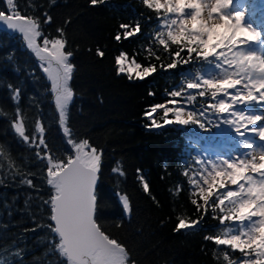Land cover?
Instances as JSON below:
<instances>
[{"label": "trees", "instance_id": "obj_1", "mask_svg": "<svg viewBox=\"0 0 264 264\" xmlns=\"http://www.w3.org/2000/svg\"><path fill=\"white\" fill-rule=\"evenodd\" d=\"M13 5L25 17L37 19L44 36L64 39L66 50L74 53L69 134L76 142L89 140L102 156L95 219L105 234L125 247L129 261L229 264L241 260L246 248L241 252L205 239L230 238L234 221L221 224V217L234 214L227 211L231 207L227 202L224 212L214 208L222 189L209 198L211 204L198 194L197 185L207 188L200 179L204 164L194 147L199 133L167 124L162 108L147 115L153 106H174V100L184 102L198 119H203L201 109H211L210 90L202 98L198 93L203 86L192 90L186 86L188 78L209 65L194 53L190 58L182 45L159 44L160 38L167 40L166 29L159 27L166 12L149 9L144 0H98L96 5L91 0H13ZM5 9V0H0V11ZM121 25L134 31L133 36L123 38ZM98 49L105 52L103 57L97 55ZM121 52L140 65L141 73L145 67L154 71L144 79L135 73L131 79L126 72L118 75L115 58ZM172 91L183 95L173 98ZM153 118L161 127L154 126ZM173 118L168 113L167 119ZM18 122L30 137L47 140L45 157L51 155L57 162L74 155L38 58L20 34L0 29V264H57L53 244L58 238L49 231L53 222L43 204L50 196L47 160L41 161L37 149L15 132L13 125ZM38 122L43 137L37 132ZM193 178L197 185L189 183ZM28 179L35 188L23 183ZM121 195L130 198V213L124 212ZM180 219L189 227L177 230ZM60 264H66V258Z\"/></svg>", "mask_w": 264, "mask_h": 264}, {"label": "snow or ice", "instance_id": "obj_2", "mask_svg": "<svg viewBox=\"0 0 264 264\" xmlns=\"http://www.w3.org/2000/svg\"><path fill=\"white\" fill-rule=\"evenodd\" d=\"M97 3L98 0H91L92 5ZM144 3L149 9H163L176 17L172 18L170 23L168 18H165V26L170 30L167 32V40L159 39L160 45L168 48V41H171L173 45H182L190 58L194 53L197 59H202L210 67L214 65L215 70L219 72V75L210 78H203L198 74L195 78H188L186 85L190 90L200 89L203 85L204 90L198 93L202 98L206 97L209 90L211 91V97L216 102L209 104L208 107L221 116L216 126L228 125L239 137H245L246 133H251L258 136L260 141H264V124L260 123L264 121V116L249 114L239 109L234 110V105L239 104H243L245 108L253 104L264 106V55L245 50L247 45L258 42L262 33L246 20L241 10H233V0H216V6L208 11L207 19H204L206 0H164V3L160 0H144ZM7 4L12 6L13 0H7ZM11 12L12 15H5L0 11V22L21 33L27 48L35 53L42 66L46 65L43 66V72L47 74V79L51 81V90L55 93V107L59 111L60 126L63 127L65 134H69L65 121L69 103L73 100V90L69 86V81L74 74V66L70 62L74 53L66 50L64 39H51L44 36L37 19L25 17L16 8H11ZM216 20H220L221 24L212 23ZM189 21L192 22L191 27L188 26ZM50 22L51 17H48L46 23ZM172 26H178V31L171 30ZM121 28L124 29L123 38L133 36L134 31L127 30V26L121 25ZM41 37H43V46L38 43ZM115 39L120 41L122 37L117 34ZM97 55L103 57L105 52L98 49ZM115 64L118 75L126 72L125 53L121 52L115 58ZM174 66L169 65V67ZM139 68L140 65L133 60L127 68L129 79L132 72ZM152 71L154 69L145 67L142 73L136 72V76L144 79ZM229 89L235 90L234 94L229 93ZM182 95L181 91L171 92L173 98ZM225 97L231 103L226 102ZM191 98L189 94V99ZM17 99L18 96L14 95L13 100ZM185 107L169 108L156 105L151 107L150 112L156 113L158 108H162L166 123L173 122L167 119L168 113L171 112L178 124L191 123L205 128V122L196 118L192 110L188 111L187 119L181 118ZM205 115L211 114L206 109H201L200 116ZM208 123H212L211 118ZM153 124L157 128L161 127L154 118ZM13 127L24 142L37 149V157L41 161L47 160L45 179L47 186H50V196L43 201V204L48 206L49 219L53 222L49 226V231L54 239L58 238V242L53 244L54 253L59 257L57 264H60L64 258H66V264H127L130 257L125 247L105 234L94 218L98 204L95 185L98 183L102 164V156L98 149L90 146L87 139L76 142L69 134L67 144L71 146L74 155L69 154L66 161L54 162L51 155L46 157L42 155V151H49L45 147L46 139L30 137L22 123L18 122ZM36 129L43 137L44 129L39 122ZM241 145L244 149L264 153V149L255 147L243 138ZM252 151H246L244 155L230 159H206L211 165V170L208 171L207 176H200V179L207 188L199 187L195 178L189 183L197 185L198 194L205 204H211L212 201L209 198L218 190L224 189V193L217 197L218 203L214 205V208L219 207L220 211L224 212L225 202H227L231 205L227 211L234 215L222 216L221 224L225 220L237 222L230 231L239 234H231L230 238L205 237V239H214L217 246L228 245L233 250L239 248L241 252H244L247 247L251 253L255 254V259L249 258L250 253H245L243 264H264V154L260 156V162L257 163L254 156L252 159L247 158L252 156ZM112 171L115 173L117 169L113 168ZM23 183L36 187L31 179ZM226 183L235 186V190L226 189ZM144 191L145 193L149 191L147 183L144 184ZM119 199L123 202L124 212L130 213V198L127 195H121ZM191 203L194 206L198 205L196 199H192ZM188 227L183 219L178 221L177 230ZM225 259L228 260L227 255ZM229 264L233 262L229 260ZM235 264H240V261H236Z\"/></svg>", "mask_w": 264, "mask_h": 264}, {"label": "rangeland", "instance_id": "obj_3", "mask_svg": "<svg viewBox=\"0 0 264 264\" xmlns=\"http://www.w3.org/2000/svg\"><path fill=\"white\" fill-rule=\"evenodd\" d=\"M5 2H6V9L3 10L2 12H4L5 15H12L11 8H15L14 5L9 6L7 4V0H5ZM160 2L161 3H164V0H160ZM259 5H261L262 8H258ZM232 8H233V10H235V9L241 10L246 16H249L248 17L249 19L247 21L249 23H252L253 24V27H255L258 32H261L262 33L260 40L257 42L258 43V48H254V47H251L250 45H247L245 47V50L246 51H249V52H255V53L260 54V55H264V0H233ZM166 17L168 18V23H170V20L172 18H176V17L173 14L166 13L165 16H164V18L162 19V21L159 23V27L161 29H166V31L168 32L170 29L165 26V18ZM13 18L15 19V17H13ZM0 29L6 30V31L11 32V33H18V34H20L23 37V35L21 33H19L18 31L14 30V29L8 28L3 22H0ZM171 30H173L174 32L178 31V26H172V29ZM42 40H43V37H41V38L38 39V43L41 46H43ZM209 40H211V37H209ZM24 42H25V45L27 46L26 41H24ZM70 62H71V60H70ZM39 64H40L42 70H43V66H46V65H43L42 66L40 61H39ZM131 64H132V61H130L128 59V57L126 56V54H125V68H126V73H127L128 66L131 65ZM225 67H227V66L225 65ZM205 71H206V74L204 76L201 74L200 77L210 78V77L216 76V74L218 72V71L215 70V66L214 65L212 67L207 68ZM230 71H233V69H230ZM136 72H139V71L137 69H135L132 73H135L136 74ZM44 74L47 77V74L46 73H44ZM49 82L51 84V81H49ZM201 84H202V82H201ZM69 86L72 88V86H71V80L69 81ZM238 88H240V86H238ZM232 94H234V93H232ZM53 97H54V102H55V93H53ZM226 100H228V98H226ZM226 102H228V101H226ZM173 105L174 106L169 107V108H173V107H176V106H185L183 104V102H181L179 100H174L173 101ZM241 105L242 104L234 105V110L239 109L241 111H246L249 114H253V115L258 114V115L264 116L257 109H253V110H243L242 107L241 108H238V106H241ZM253 106L258 107V108H259V106H261L262 108H264V106H262V105L253 104ZM67 115H68V112H67ZM187 116H188V109L185 107V111L183 112L181 118L182 119H187ZM220 119H218V121H220ZM174 122H175V117H174ZM260 123L261 124H264V121H261ZM175 124L179 125L180 127L185 128V129H193V130H195L197 132H200V133H204L205 130H206L205 128L199 127V125H197V124H191L190 123V124H187V125H181V124H178L176 122H175ZM65 125L67 126V119L65 121ZM216 127L218 129V130H216V132L218 134L219 133L222 134L221 131L229 132V133H225L224 134L227 137H231V136H233V135L236 134L234 132V130L231 128V126L224 125V124H219ZM61 128L63 130V127H61ZM63 132H64V130H63ZM242 138L244 140L248 141V142H251L255 147H257L259 149H264V141H260L259 138H258V136L254 135V134L246 133V136L245 137H239L238 135H235L232 138L234 140V142H232V143H235V144L232 145V146H228L226 148L227 151H224V153H221L223 155H220L218 157L219 158L230 159V158H232L234 156L244 155L246 151H252V150L244 149L242 147V145H241V139ZM237 141H240V144ZM213 142L215 144H218L220 142V140H217L216 137H215V139L213 140ZM222 142L223 143H226V140H223ZM197 149L200 151V160L204 164V166L202 165L203 166V169H204V171H203L204 176H207V173H208V171L211 170V168H210L209 165H207L208 163H207V160L206 159H207V156H210V154H212V151H211V149L209 147V142H206V143L202 144L200 146V148H197ZM262 154H264V153H261L259 151H252V156H249L247 158L248 159H252V157L254 156L255 157V162L259 163L260 162V156ZM209 159L216 160V159H212L211 156H210ZM225 187L228 190H235V186H233L231 184H228V183H226ZM222 190L225 191L224 189H222ZM254 219H256V218H254ZM236 223L237 222H233V226L234 227H235ZM245 224H247V222H245ZM233 234H239V233L238 232H233ZM245 253H250V257L249 258L255 259V254L254 253H251V250L246 247V252H244V254L242 255L243 258L241 260H239L240 261V264H243V260L245 259ZM127 264H134V263L128 261ZM233 264H235V263H233Z\"/></svg>", "mask_w": 264, "mask_h": 264}, {"label": "clouds", "instance_id": "obj_4", "mask_svg": "<svg viewBox=\"0 0 264 264\" xmlns=\"http://www.w3.org/2000/svg\"><path fill=\"white\" fill-rule=\"evenodd\" d=\"M206 4H207V8L205 9V12H204V19L208 18V11L212 10L216 6V0H206ZM212 23L220 25L221 21L220 20H216V21H213ZM188 26L189 27L192 26V22L191 21L188 22Z\"/></svg>", "mask_w": 264, "mask_h": 264}, {"label": "water", "instance_id": "obj_5", "mask_svg": "<svg viewBox=\"0 0 264 264\" xmlns=\"http://www.w3.org/2000/svg\"><path fill=\"white\" fill-rule=\"evenodd\" d=\"M98 181H99V175H98ZM98 184V183H97ZM97 184L95 185V188L97 187ZM94 217H95V214H94Z\"/></svg>", "mask_w": 264, "mask_h": 264}, {"label": "bare ground", "instance_id": "obj_6", "mask_svg": "<svg viewBox=\"0 0 264 264\" xmlns=\"http://www.w3.org/2000/svg\"><path fill=\"white\" fill-rule=\"evenodd\" d=\"M257 48H258V44H257Z\"/></svg>", "mask_w": 264, "mask_h": 264}]
</instances>
